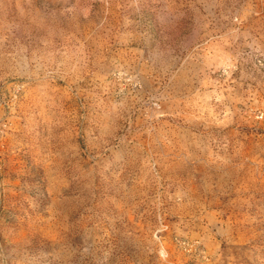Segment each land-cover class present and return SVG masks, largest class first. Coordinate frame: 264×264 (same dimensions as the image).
Listing matches in <instances>:
<instances>
[{"label": "rangeland", "instance_id": "1", "mask_svg": "<svg viewBox=\"0 0 264 264\" xmlns=\"http://www.w3.org/2000/svg\"><path fill=\"white\" fill-rule=\"evenodd\" d=\"M258 112L264 0H0V264H264Z\"/></svg>", "mask_w": 264, "mask_h": 264}, {"label": "built area", "instance_id": "2", "mask_svg": "<svg viewBox=\"0 0 264 264\" xmlns=\"http://www.w3.org/2000/svg\"><path fill=\"white\" fill-rule=\"evenodd\" d=\"M116 77L120 81L123 80L124 78H126L125 80L129 81L133 88L138 87V82L135 79H132L131 77H127V74H124L123 72H118ZM256 118L257 119H263L264 118V113L263 112H258Z\"/></svg>", "mask_w": 264, "mask_h": 264}]
</instances>
